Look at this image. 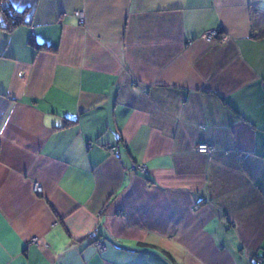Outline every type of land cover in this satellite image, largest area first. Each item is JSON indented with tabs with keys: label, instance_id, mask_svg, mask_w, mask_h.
<instances>
[{
	"label": "crops",
	"instance_id": "1",
	"mask_svg": "<svg viewBox=\"0 0 264 264\" xmlns=\"http://www.w3.org/2000/svg\"><path fill=\"white\" fill-rule=\"evenodd\" d=\"M8 3L0 264H264V0Z\"/></svg>",
	"mask_w": 264,
	"mask_h": 264
},
{
	"label": "trees",
	"instance_id": "2",
	"mask_svg": "<svg viewBox=\"0 0 264 264\" xmlns=\"http://www.w3.org/2000/svg\"><path fill=\"white\" fill-rule=\"evenodd\" d=\"M6 0H0V7L2 9V15L4 20V29L12 30L13 28L21 25L25 22V16L29 11V8H24L22 10L17 9L12 4H4ZM250 19H251V37L255 39L264 38V8L252 7L250 9ZM32 44L36 46H41L37 44L34 40L31 41ZM95 240L94 243H97Z\"/></svg>",
	"mask_w": 264,
	"mask_h": 264
},
{
	"label": "built area",
	"instance_id": "3",
	"mask_svg": "<svg viewBox=\"0 0 264 264\" xmlns=\"http://www.w3.org/2000/svg\"><path fill=\"white\" fill-rule=\"evenodd\" d=\"M80 19L83 18V13L81 11H78L76 13ZM204 39H206L207 41H215V40H219L221 39L220 33L218 30L214 29V30H209L206 31V33H204ZM197 150L199 152H211L213 150V147L206 144V143H201L197 146ZM139 168L141 169L142 172H144L146 170V168L142 165L139 166ZM34 191L36 193H41L42 192V187L39 183H35L34 184ZM37 238L32 239V243H37ZM100 248H102V245H99Z\"/></svg>",
	"mask_w": 264,
	"mask_h": 264
}]
</instances>
